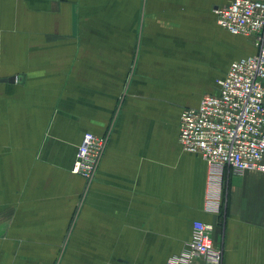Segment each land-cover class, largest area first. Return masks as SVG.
Instances as JSON below:
<instances>
[{"label":"crops","instance_id":"0c3cea01","mask_svg":"<svg viewBox=\"0 0 264 264\" xmlns=\"http://www.w3.org/2000/svg\"><path fill=\"white\" fill-rule=\"evenodd\" d=\"M233 0H0V264H167L213 226L223 264H264V173L233 174L205 210L207 162L179 142L252 42ZM107 138L92 181L72 172ZM199 264H204L199 262Z\"/></svg>","mask_w":264,"mask_h":264},{"label":"built area","instance_id":"2783aa9c","mask_svg":"<svg viewBox=\"0 0 264 264\" xmlns=\"http://www.w3.org/2000/svg\"><path fill=\"white\" fill-rule=\"evenodd\" d=\"M215 13L223 28L245 36L257 50L231 64L227 77L218 82V94L204 96L181 116V146L208 165L205 210L220 215L231 175L264 173V0H233ZM106 146V137L86 133L72 172L92 181ZM212 230L196 220L192 239L167 264H223L224 250L215 244Z\"/></svg>","mask_w":264,"mask_h":264},{"label":"water","instance_id":"95a60500","mask_svg":"<svg viewBox=\"0 0 264 264\" xmlns=\"http://www.w3.org/2000/svg\"><path fill=\"white\" fill-rule=\"evenodd\" d=\"M16 81H22V77H17V76H12V77H9V78H0V83L1 82H9V83H14Z\"/></svg>","mask_w":264,"mask_h":264},{"label":"rangeland","instance_id":"374dc122","mask_svg":"<svg viewBox=\"0 0 264 264\" xmlns=\"http://www.w3.org/2000/svg\"><path fill=\"white\" fill-rule=\"evenodd\" d=\"M233 2V1H232ZM230 33V32H229ZM242 36V35H241ZM245 37V36H244ZM73 167V166H72ZM77 175H79V174H77ZM81 176V175H80ZM223 214V213H222Z\"/></svg>","mask_w":264,"mask_h":264},{"label":"bare ground","instance_id":"6f19581e","mask_svg":"<svg viewBox=\"0 0 264 264\" xmlns=\"http://www.w3.org/2000/svg\"><path fill=\"white\" fill-rule=\"evenodd\" d=\"M235 35H237V34H235Z\"/></svg>","mask_w":264,"mask_h":264}]
</instances>
